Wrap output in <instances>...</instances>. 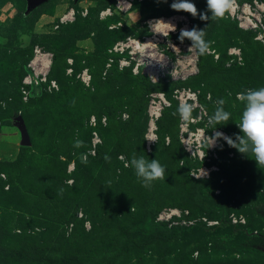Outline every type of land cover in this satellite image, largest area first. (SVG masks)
Segmentation results:
<instances>
[{"label": "rangeland", "instance_id": "rangeland-1", "mask_svg": "<svg viewBox=\"0 0 264 264\" xmlns=\"http://www.w3.org/2000/svg\"><path fill=\"white\" fill-rule=\"evenodd\" d=\"M172 2L120 11L114 0H49L27 11V0H0V264H264V166L204 141L218 99L231 117L216 131L242 135L236 96L264 87V46L231 13L202 21ZM156 20L177 31H154ZM194 26L211 42L202 58L177 39ZM35 49L52 55L57 88L24 101ZM182 104L194 106L190 120ZM133 154L157 159L165 180L143 187L125 167Z\"/></svg>", "mask_w": 264, "mask_h": 264}, {"label": "clouds", "instance_id": "clouds-1", "mask_svg": "<svg viewBox=\"0 0 264 264\" xmlns=\"http://www.w3.org/2000/svg\"><path fill=\"white\" fill-rule=\"evenodd\" d=\"M158 2L167 3V0H158ZM206 3V12L198 11L192 0H173L170 7L176 12L188 13L193 18L199 17L202 21L222 19L236 7V0H206ZM209 12L211 13L210 17L207 14ZM160 24L168 28V34L177 31L174 24L163 20L150 22V27L153 28V26ZM205 36L206 31L204 29H199L194 26L191 29H180L177 39L181 44L185 40L191 42L188 51L196 49L199 55H205L209 52L211 44V42L205 39ZM169 43L176 48L171 41ZM236 99L244 104V110L238 125L242 135H236L233 138L226 136L223 132L216 131L218 128L216 127L217 125L224 124L231 117V113L224 108L226 101L224 99H218L216 101L217 107L207 119V125L213 129L214 135H205L204 141L210 145L209 148H212L217 145L218 141L223 140L229 147L236 149L240 154L246 155L250 152L254 156L257 165L264 166V87L247 89L237 93ZM193 110L194 106L190 104H182L178 109L184 120H190L192 118ZM81 145L82 141L77 140L74 146L80 147ZM129 166L134 168L138 179L141 180L142 186L145 188L151 187L154 181L165 180L166 169L157 159L150 160L146 159L143 155L137 157L133 154L131 160L125 164V167ZM202 172L203 176L196 177L197 179H201L206 175L203 168Z\"/></svg>", "mask_w": 264, "mask_h": 264}, {"label": "built area", "instance_id": "built-area-1", "mask_svg": "<svg viewBox=\"0 0 264 264\" xmlns=\"http://www.w3.org/2000/svg\"><path fill=\"white\" fill-rule=\"evenodd\" d=\"M135 0H114V5L120 11L130 9ZM110 14V9L102 12L103 14ZM231 15L236 16L238 26L244 30H248L255 34V39L260 41L264 46V2L254 0L252 3H243L241 6L236 2V7L231 12ZM156 40V39H154ZM136 43V48H138ZM227 54L230 58V63L236 59L240 60V52L236 47L227 49ZM52 55L42 52L40 49L34 50V58L28 64V73L22 79L21 94L24 101H26L30 94L31 88L39 87L42 84L48 83L47 88L55 89L57 84L55 80H48V73L51 66ZM229 63V65H230ZM90 76L86 78L89 81ZM161 215V216H160ZM159 219H170L172 216L177 215V212L161 213ZM204 221V220H203ZM243 221V220H242ZM237 219L232 220L233 223H241ZM208 226L218 225L215 221H204ZM185 224V222H183ZM191 224L192 222H188Z\"/></svg>", "mask_w": 264, "mask_h": 264}, {"label": "trees", "instance_id": "trees-1", "mask_svg": "<svg viewBox=\"0 0 264 264\" xmlns=\"http://www.w3.org/2000/svg\"><path fill=\"white\" fill-rule=\"evenodd\" d=\"M226 52V51H225ZM200 57L202 58L203 56L200 55ZM226 58H228V56H226ZM28 73V69L25 67L24 69V76ZM53 78V77H52ZM48 80H53V79H50V76L48 75ZM22 83V82H21ZM21 85V84H20ZM49 84L46 83V84H42L40 85L39 87H34V88H31V94H30V98H32L33 96H36V95H39V93H41L42 89H45ZM21 87V86H20ZM26 147H20L19 148V151H18V159L21 160V158L24 156L25 152H26Z\"/></svg>", "mask_w": 264, "mask_h": 264}, {"label": "water", "instance_id": "water-1", "mask_svg": "<svg viewBox=\"0 0 264 264\" xmlns=\"http://www.w3.org/2000/svg\"><path fill=\"white\" fill-rule=\"evenodd\" d=\"M49 0H27L28 3V7H27V11H31L45 3H47ZM76 1V0H75ZM21 145L23 147H27L29 145V139H28V135L26 134V132L24 130H22V142Z\"/></svg>", "mask_w": 264, "mask_h": 264}, {"label": "bare ground", "instance_id": "bare-ground-1", "mask_svg": "<svg viewBox=\"0 0 264 264\" xmlns=\"http://www.w3.org/2000/svg\"><path fill=\"white\" fill-rule=\"evenodd\" d=\"M162 28H164V25L163 24H160L158 26H154V31H158L159 29L162 30ZM147 43V44H146ZM145 43V45H148V44H151V40H147V42ZM150 128L153 130V121L150 123ZM151 130V131H152Z\"/></svg>", "mask_w": 264, "mask_h": 264}, {"label": "crops", "instance_id": "crops-1", "mask_svg": "<svg viewBox=\"0 0 264 264\" xmlns=\"http://www.w3.org/2000/svg\"><path fill=\"white\" fill-rule=\"evenodd\" d=\"M9 152H7V151H3V150H0V157L1 156H6L7 154H8Z\"/></svg>", "mask_w": 264, "mask_h": 264}]
</instances>
